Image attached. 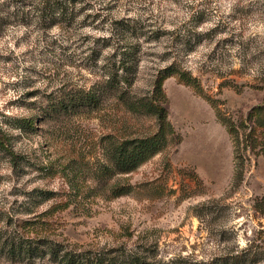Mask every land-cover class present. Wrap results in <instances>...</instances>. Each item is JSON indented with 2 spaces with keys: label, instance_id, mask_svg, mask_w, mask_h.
I'll return each instance as SVG.
<instances>
[{
  "label": "rangeland",
  "instance_id": "rangeland-1",
  "mask_svg": "<svg viewBox=\"0 0 264 264\" xmlns=\"http://www.w3.org/2000/svg\"><path fill=\"white\" fill-rule=\"evenodd\" d=\"M0 264H264V0H0Z\"/></svg>",
  "mask_w": 264,
  "mask_h": 264
},
{
  "label": "trees",
  "instance_id": "trees-1",
  "mask_svg": "<svg viewBox=\"0 0 264 264\" xmlns=\"http://www.w3.org/2000/svg\"><path fill=\"white\" fill-rule=\"evenodd\" d=\"M113 85H114L115 87L118 86V88L120 89L119 84L117 85V84L113 83ZM112 87H113V86H112ZM120 93L124 94V91H123V90H120ZM84 99H87L88 102H89L90 104H91V103H92V104H96L97 102L99 103V101H97V98H96L93 94H90V93L86 94V96H85ZM84 99H82V100H84ZM97 105H98V104H97Z\"/></svg>",
  "mask_w": 264,
  "mask_h": 264
}]
</instances>
